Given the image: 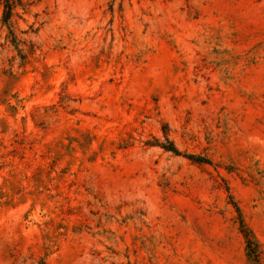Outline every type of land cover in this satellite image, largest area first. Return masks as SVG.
<instances>
[{"label":"rangeland","instance_id":"1","mask_svg":"<svg viewBox=\"0 0 264 264\" xmlns=\"http://www.w3.org/2000/svg\"><path fill=\"white\" fill-rule=\"evenodd\" d=\"M0 264H264V0H0Z\"/></svg>","mask_w":264,"mask_h":264},{"label":"trees","instance_id":"2","mask_svg":"<svg viewBox=\"0 0 264 264\" xmlns=\"http://www.w3.org/2000/svg\"><path fill=\"white\" fill-rule=\"evenodd\" d=\"M170 150H172L174 153L178 154V151L173 146H172V149H170ZM235 208H236V211L239 212L238 207L235 206ZM241 227L243 228V225H241ZM246 237H247V248L250 250V252L248 254L251 255V253L253 252L252 246H251L252 241L247 235H246Z\"/></svg>","mask_w":264,"mask_h":264}]
</instances>
